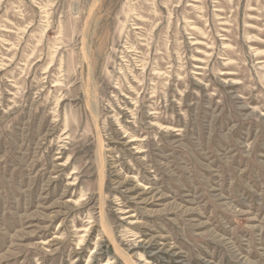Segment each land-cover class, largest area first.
Wrapping results in <instances>:
<instances>
[{
	"label": "rangeland",
	"instance_id": "1",
	"mask_svg": "<svg viewBox=\"0 0 264 264\" xmlns=\"http://www.w3.org/2000/svg\"><path fill=\"white\" fill-rule=\"evenodd\" d=\"M0 264H264V0H0Z\"/></svg>",
	"mask_w": 264,
	"mask_h": 264
}]
</instances>
